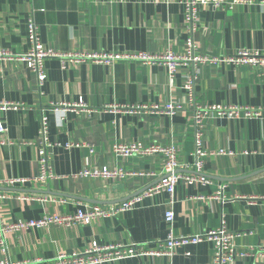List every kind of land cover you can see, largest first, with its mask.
<instances>
[{"label": "crops", "instance_id": "0c3cea01", "mask_svg": "<svg viewBox=\"0 0 264 264\" xmlns=\"http://www.w3.org/2000/svg\"><path fill=\"white\" fill-rule=\"evenodd\" d=\"M182 5L153 2H95L93 0H0V49L11 56L0 58V101L16 103V109H0L5 131L0 133V181L7 177H31L36 173V141L42 117H46L56 178L47 185L27 182L13 187L0 185V216L9 222L40 218L46 212L68 213L92 205L109 206L139 194L158 183L162 157L116 156V142L173 144L177 159L194 160L191 110L194 104L264 106V68L221 64L204 66L193 89V102L182 88L178 72L169 85L162 63L116 59L111 63L45 60L46 78L36 86L35 75L17 58L25 54L26 22L32 16L45 47L63 52L161 53L170 47L181 53L186 31ZM197 49L206 55H231L238 49L264 52V7L237 5L232 11L199 10L194 34ZM81 100L90 114L65 110L63 105ZM180 102L184 110L173 115L146 110L121 111L106 106L153 105ZM59 107V111L54 109ZM62 110V111H61ZM77 110V109H76ZM203 146L227 153L203 159L201 173L211 183L179 181L173 197L160 192L143 198L133 209L92 224L49 229L29 228L4 235L7 256L19 262L49 259L60 252L83 250L92 240L99 244L130 243L190 235L214 229L224 219L229 229L246 234L235 239L240 248L264 246V200L249 203L241 197L264 196V120L241 117H206ZM69 142L91 146L65 148ZM123 167L136 173L125 179H74L83 168ZM190 166L189 171H193ZM220 189L223 201L208 199ZM19 193L45 194L55 202L23 201ZM203 199H197L198 196ZM64 200V202H62ZM174 215L172 226L165 213ZM213 244L201 242L175 249L166 256L126 258L102 264H213ZM188 253V254H187ZM4 256L0 252V260ZM236 264H264L245 256Z\"/></svg>", "mask_w": 264, "mask_h": 264}, {"label": "built area", "instance_id": "2783aa9c", "mask_svg": "<svg viewBox=\"0 0 264 264\" xmlns=\"http://www.w3.org/2000/svg\"><path fill=\"white\" fill-rule=\"evenodd\" d=\"M95 2H153V3H179L182 5L183 24L186 31L185 48L181 53L174 52L170 47L161 53H153L150 51L136 52H63L50 47H45L39 37V27L32 16H29L26 22L27 40L30 44L29 50L17 56L18 59L24 61L30 71L35 75L36 86L40 88L45 81V65L44 62L48 58H58L63 64L65 61H93L96 63H111L116 59L137 60L145 64L162 63L166 68V75L169 85L174 86L175 77L178 72L182 73V88L185 90L189 101L193 102V89L199 77L202 67H217L223 63L233 66H250L264 68V52L238 49L231 55H206L201 54L197 49V43L194 34L199 28V10L203 8L221 9L232 11L237 5L253 4L264 7V0H93ZM11 56L9 51L0 49V58ZM19 105L8 101H0V109H16ZM59 107L54 106L56 111ZM65 110L81 111L87 114L92 113V108L87 107L81 100L77 103L63 105ZM77 109V110H76ZM104 109L134 111L146 110L156 113H166L173 115L177 111L185 109L180 102L167 101L162 104L153 105H112L106 106ZM61 110V111H62ZM206 117H216L222 119H239L241 117L254 118L256 120H264V106H248V105H223V104H194L191 110V120L194 135V160L191 163H183L177 159V148L173 144L162 145L159 143H144L143 141L132 142H116L112 146V151L116 156H151L159 154L162 157V175L157 184L149 187L143 192L136 194L127 200L112 204L109 206L90 205L84 209L78 208L72 212L59 213L49 212L43 214L37 219L18 220L16 222L5 221L0 216V252L4 258L0 260V264H102L113 262L126 258H147L166 256L172 258L175 249L185 245H194L201 242H211L213 244V264H236L239 259L245 256H256L264 260V246L248 245L240 248L236 245L235 239L246 233L233 231L229 229L223 219L220 225L214 229L193 233L190 235H174L170 229L169 234L164 239H156L153 241L130 242V243H110L99 244L96 240H92L85 249L74 250L71 252H60L54 257L34 258L19 262L10 261L7 256V245L4 235L7 233L21 232L29 228L49 229L53 225L74 226L78 224H92L94 221L105 218L115 217L125 211L133 209L143 198L156 193L166 192L170 198L173 197L175 186L179 181L185 184H210L211 178L201 173L203 167V159L209 155L225 154L223 149L218 151H208L203 146V137L205 134L204 119ZM5 131V127L0 121V133ZM55 143L51 142L48 136V126L46 117H42L38 129L36 141V173L31 177H7L0 181V185L13 187L27 182L33 186L47 185L52 179L56 178L53 171L51 159L52 148ZM65 148L70 147H87L92 154L94 149L86 144L69 142L63 145ZM190 166L193 171H189ZM136 173L129 172L123 167L89 169L83 168L71 175L72 178L78 179L83 177H91L94 179H125ZM220 189L215 195L206 196L208 199L214 198L223 201ZM6 197L5 193L0 190V200ZM16 198L23 201H39V202H55L45 194L19 193ZM204 196H198L197 199H203ZM249 203L264 200V196L251 195L249 197H241ZM64 202V200H62ZM174 219L173 212L168 210L165 213L166 222L172 226ZM188 254V253H187Z\"/></svg>", "mask_w": 264, "mask_h": 264}, {"label": "water", "instance_id": "95a60500", "mask_svg": "<svg viewBox=\"0 0 264 264\" xmlns=\"http://www.w3.org/2000/svg\"><path fill=\"white\" fill-rule=\"evenodd\" d=\"M132 196H134V195H132ZM132 196H130V197H132ZM130 197H128V198H130Z\"/></svg>", "mask_w": 264, "mask_h": 264}]
</instances>
